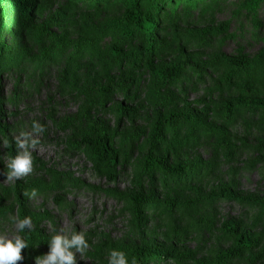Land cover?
<instances>
[{
  "label": "rangeland",
  "instance_id": "1",
  "mask_svg": "<svg viewBox=\"0 0 264 264\" xmlns=\"http://www.w3.org/2000/svg\"><path fill=\"white\" fill-rule=\"evenodd\" d=\"M94 1L30 0L23 13L17 0H8L15 7L0 33V126L7 128L11 148L0 136V235L26 240L24 259L17 264H35L36 257L49 253L53 235L70 238L74 232H83L89 245L82 255L70 249L77 264H108L112 249L123 251L132 264L135 250L153 247L161 254L139 259L264 264V115L238 108L228 124L223 111L227 100L264 97V0L255 5L204 0L194 8H178L172 20L161 17L153 61L158 67L178 63L179 74L160 88L150 85L153 79L143 64L131 69L120 62L122 54L111 55L115 25L124 12L116 0ZM55 14L59 24L51 20ZM143 49L139 41L131 51L139 56ZM243 55L250 62L245 72L224 60ZM196 64L204 69L199 79L192 77ZM123 82L129 84L128 94L116 88ZM120 106L129 112L121 114ZM187 113L200 115L199 127L167 122L152 153L165 157L167 167L184 168L182 180L165 189L157 171L152 180L141 174L148 139L159 118ZM33 122L43 126L32 133L38 140L29 149L33 170L6 179L7 164L19 151L15 139L21 131L31 133ZM91 125L113 134L114 178L97 174L81 150ZM168 179L178 180L170 173ZM17 184L21 190L15 191ZM192 187L199 189V200ZM224 188L232 195L223 194ZM130 193L151 199L141 202L137 217ZM24 197L19 216L16 208ZM170 199L177 204L162 214ZM25 216L32 228L21 232L12 218ZM225 221L237 232H249L252 245L237 258H220L233 244L232 236L221 232ZM171 253L189 257L176 263Z\"/></svg>",
  "mask_w": 264,
  "mask_h": 264
},
{
  "label": "trees",
  "instance_id": "2",
  "mask_svg": "<svg viewBox=\"0 0 264 264\" xmlns=\"http://www.w3.org/2000/svg\"><path fill=\"white\" fill-rule=\"evenodd\" d=\"M203 1L204 0H116L115 4L123 9L124 15L123 18L115 25L116 33L112 35L113 43L110 46L111 55L117 56L122 54L120 62H123L124 65L130 67L131 69H137L139 68L140 64H143V67L153 79L150 85L154 88H160L164 85H170L174 83L177 80V76L179 74L178 63L172 64L171 66L162 65L158 67L153 61L155 52L159 50L157 41V25L161 17L162 19L167 18L168 20H172V17L177 14L178 8H194L197 3L202 4ZM260 1L262 0H251L250 4L255 5ZM101 2L102 0L94 1V3L97 5H99ZM15 5L19 6L21 12L24 13L30 8V0H17ZM15 5L9 6L8 0H0V33L8 21V12L12 7H15ZM51 20H55V23L59 24L61 19L57 14H55ZM44 34H46L47 39H54L53 34L48 32H45ZM2 41L3 38L0 34V43ZM139 41H141L144 45V49L142 51L143 54L136 56V52H132L131 48ZM2 54L3 53L0 50V56ZM224 60L228 66L235 68V70H240L241 72H245L249 68L250 64L249 60L246 59L244 55L235 58L224 57ZM196 66V72L192 73V77L199 79L203 74L204 69L200 66L198 67V64H196ZM178 81V83H181L183 78L181 77ZM116 88L121 89L123 93H129V84L127 82L118 84ZM238 108L245 109L246 113L259 112L260 114L264 115V97L251 100H243L236 97L234 99L227 100L223 105V111L225 112L224 116L228 124H232L236 120V110ZM118 110L121 114H127L129 112V109L123 108L121 106L118 108ZM173 120H177L179 122V126H189L190 124H194L197 125V128L199 127L200 115L195 113H187L184 115L172 114L166 118H159L152 129L151 135L148 139V153L145 158L141 174H145L152 180L151 173L157 171L158 174L162 175V186L165 189L169 188L175 183H179L184 177L185 172L184 168L181 166L167 167L165 165V157L157 158L152 155L159 141L163 139V134L160 133L161 127L164 124H167V122ZM93 127L94 126L91 125L84 133L81 142V150L89 161L91 168L97 172V174L103 175L107 178H114L116 174L115 164L117 161V150L113 147V134L107 133L106 129L103 127L96 129ZM175 130L176 129H174V131ZM6 131L7 128L5 126H0V136L3 137L9 146L7 138L8 135ZM195 134L197 133L195 132L192 135ZM9 148H11V146H9ZM169 173L172 176L178 178V180L172 179L174 182L169 183ZM136 178H138V176ZM19 189L21 190V186L17 184L15 191ZM191 189L197 200H199V189L197 187H192ZM222 193L227 196L232 195L230 190L227 188L222 189ZM212 196L214 195L212 194L210 197ZM25 198L26 197H24L22 200H19V204L16 208L19 216L24 215L22 205L25 203ZM130 198L133 204V214L135 217H137V211L139 210L141 202L147 203L151 201L149 197H144L141 193H130ZM175 204H177V201L174 199H170L165 202V209H163L162 214H166L167 209H170L171 206H175ZM148 212L151 214L154 211L153 209H150ZM221 232L223 234L232 236L233 238L232 247L220 254L221 259H231L233 257L237 258L244 250L249 249L252 245L249 240V232L245 229H240V231L237 232V228L231 221H225L222 223ZM28 240L29 242L33 240L31 234H29ZM44 243L46 244V242ZM134 252L135 254L133 255V260L135 261V264H148L147 259H139V256L142 254H161V251L158 247L149 249L140 248ZM171 254L173 255L170 256V258L176 263H181L184 258L189 257V254ZM252 259L253 258H249V261ZM216 264H222V262L217 261Z\"/></svg>",
  "mask_w": 264,
  "mask_h": 264
},
{
  "label": "clouds",
  "instance_id": "3",
  "mask_svg": "<svg viewBox=\"0 0 264 264\" xmlns=\"http://www.w3.org/2000/svg\"><path fill=\"white\" fill-rule=\"evenodd\" d=\"M43 131V126L37 122L32 124V132L21 131L15 139V145L19 151L12 157L8 164V171L4 173L6 179H20L33 170V157L29 149L34 148L38 140L32 138V133L39 134ZM35 195V192L32 193ZM15 227L19 231L26 228L31 230L32 222L29 216L23 219L12 218ZM28 246L25 239L16 235L9 239L0 235V264H17L22 261L21 249ZM49 253L35 258V264H77L73 249L76 253L83 254L89 247L83 232H74L70 238L68 235L55 234L49 242ZM72 249V250H70ZM108 264H128V260L123 251L112 249L109 252ZM135 264V261H132Z\"/></svg>",
  "mask_w": 264,
  "mask_h": 264
}]
</instances>
